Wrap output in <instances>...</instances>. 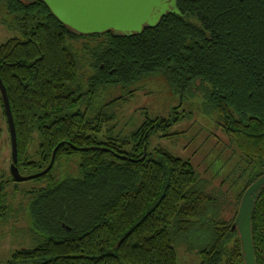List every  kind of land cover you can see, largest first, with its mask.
Here are the masks:
<instances>
[{
	"label": "trees",
	"instance_id": "1",
	"mask_svg": "<svg viewBox=\"0 0 264 264\" xmlns=\"http://www.w3.org/2000/svg\"><path fill=\"white\" fill-rule=\"evenodd\" d=\"M0 5L16 32L0 43V81L18 173L40 172L60 143L45 173L30 179L36 186L21 190L35 245L13 251L3 264H175L173 245L199 228L197 220L206 230L194 247L196 264H243L229 230L235 213L228 223L205 222L211 199L191 166L161 149L146 151L149 135L178 117L145 118L127 135H111L113 125L105 124L120 96L100 102L99 93L152 75L177 92L204 83L207 108L248 167L238 175L244 178L237 205L264 174V0H176L179 15L165 13L130 36L74 35L38 0ZM71 157L75 174L57 178V162ZM6 177L0 174V223L4 187L13 182ZM250 239L254 264H264V185L251 211Z\"/></svg>",
	"mask_w": 264,
	"mask_h": 264
},
{
	"label": "rangeland",
	"instance_id": "2",
	"mask_svg": "<svg viewBox=\"0 0 264 264\" xmlns=\"http://www.w3.org/2000/svg\"><path fill=\"white\" fill-rule=\"evenodd\" d=\"M10 24V17L4 13L0 5V43L16 36ZM69 45L78 63L81 64L82 76H85L89 69L84 59L80 58L79 41L70 42ZM81 84L84 87L82 81ZM206 89L207 86L202 83L184 91H173L162 77L152 75L138 80L124 90H120L119 87H107L99 93V101L106 102L120 96V100L116 101L111 109L115 114L113 120L105 124V129L113 125L111 135L125 136L145 118H170L173 115L178 117L168 127L149 135L146 151L149 153L153 149H161L191 166L198 186L211 199L206 205L209 214L204 221L216 226L219 223H228L232 213H235L237 205L234 203V195L240 189L245 172H242L243 176L241 175L240 178L238 175L241 174L242 169L248 167H245L228 137L220 130L215 113L207 108L204 97ZM162 134L165 135L161 136ZM35 150L36 140L32 137L28 146L30 161L35 159ZM9 163L7 132L4 120L0 118L2 180H8L6 176L9 175ZM76 163V157L60 159L55 166L56 177L73 176ZM29 174L32 173L20 172L22 176ZM35 186V181L26 180L17 184L9 181L4 187L7 210L4 221L0 223V264H3L13 251L28 249L35 245L37 236L29 226L25 208L26 199L21 194V190ZM195 224L199 226L194 229L196 231L191 230L173 245L175 264L198 262L194 247L198 244L197 237H200L201 233L204 234L206 228L201 224V220L195 221Z\"/></svg>",
	"mask_w": 264,
	"mask_h": 264
},
{
	"label": "water",
	"instance_id": "3",
	"mask_svg": "<svg viewBox=\"0 0 264 264\" xmlns=\"http://www.w3.org/2000/svg\"><path fill=\"white\" fill-rule=\"evenodd\" d=\"M49 13L72 34H94L110 31L113 36L137 34L143 27H153L165 13L179 15L175 7L176 0H38ZM0 105L7 132L10 163L8 174L13 182L33 179L48 169L22 176L15 166V137L5 89L0 81ZM264 185V174L258 176L243 190L230 231H235L240 245L243 264H254L250 239V215L258 189Z\"/></svg>",
	"mask_w": 264,
	"mask_h": 264
}]
</instances>
